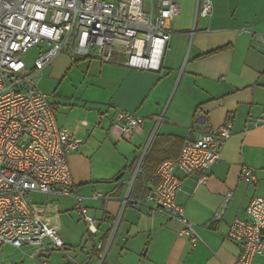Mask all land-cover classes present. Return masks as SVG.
<instances>
[{
	"label": "crops",
	"instance_id": "1",
	"mask_svg": "<svg viewBox=\"0 0 264 264\" xmlns=\"http://www.w3.org/2000/svg\"><path fill=\"white\" fill-rule=\"evenodd\" d=\"M175 1L180 12L171 22L172 36L159 70L64 52L39 80V88L46 82L60 126L82 141L68 154V162L74 194L99 220V231L89 232L96 245L108 243L118 221L105 264H238L241 247L229 237V227L246 217L254 197H264V123L253 124L264 111V0H212L210 16L199 14L202 0ZM120 110L142 116L144 122L124 130L116 121ZM228 121L231 136L204 183L196 174L176 171L182 180L176 201L201 237L193 245L179 221L149 211L145 197L158 177L157 172L153 178L147 174L144 159L151 150L157 158H177L186 138ZM244 167L254 170L257 183L241 178ZM96 192L103 197L93 198ZM126 197L142 204L130 202L122 209ZM63 198L72 199L75 210L77 198ZM33 207L58 228L67 250L72 248L60 233V204ZM222 208L217 221L214 214ZM8 248L21 253L2 259V264H42L52 253L62 254L30 245H6L0 252L6 254ZM98 250L95 246L89 253L87 264L93 257L99 264ZM254 264H264V255Z\"/></svg>",
	"mask_w": 264,
	"mask_h": 264
},
{
	"label": "built area",
	"instance_id": "2",
	"mask_svg": "<svg viewBox=\"0 0 264 264\" xmlns=\"http://www.w3.org/2000/svg\"><path fill=\"white\" fill-rule=\"evenodd\" d=\"M199 14H212V0L198 3ZM175 0H0V249L25 245L60 250L67 254L66 242L57 227L38 213L31 193L77 198L75 210L91 233L99 231V220L75 195L68 154L82 141L60 126L50 95L39 88L43 70L61 53L75 57H96L120 61L135 69L159 70L172 36L171 22L179 14ZM39 47L34 65L24 56ZM116 121L124 130L144 122V117L120 110ZM264 123V111L253 121ZM232 123L209 128L196 138H186L177 158L164 160L157 168L158 182L146 194L149 211H156L183 225L182 234L193 245L201 242L195 224L176 201L185 175H198L204 183L212 166L220 160V149L231 136ZM241 178L257 183L250 167ZM96 192L93 198H102ZM133 206L141 201L123 200ZM224 208L214 219H222ZM115 226V224L113 225ZM118 227L107 244L100 242L102 264ZM229 237L241 247L238 264H254L264 255V197H254L245 218H236ZM46 242L48 244L45 246ZM70 264H83L71 260ZM42 264H49L42 260Z\"/></svg>",
	"mask_w": 264,
	"mask_h": 264
},
{
	"label": "rangeland",
	"instance_id": "3",
	"mask_svg": "<svg viewBox=\"0 0 264 264\" xmlns=\"http://www.w3.org/2000/svg\"><path fill=\"white\" fill-rule=\"evenodd\" d=\"M40 49L39 47H36L29 51L27 54H25L24 59L26 63L29 66L34 65V60L35 58L39 55ZM46 82L43 81V83H40V88L44 92V88ZM29 200L33 204V206L38 205V204H47V203H59L61 209H63V217L64 220L62 221V231L60 232L62 236L67 238L72 246V248L67 250V254L64 253H59V252H54L50 257H48V261L51 264H62V263H69L71 260H75L79 263L87 264V256L89 253H91L98 242L96 236L92 237L90 236V230L85 224L84 219H79V216L77 215L76 210H72V204L75 203L72 199L70 198H63L62 196H54V195H48V194H38V193H31L29 195ZM65 211V209H67ZM118 221H115V226L113 229L116 228V223ZM90 232V233H89ZM113 233V231H112ZM20 251L14 248H8L6 251V254L1 251L0 252V264L1 261L5 258L7 259H14L16 257H19ZM103 255V254H102ZM102 255L99 257V259L102 258ZM107 256V254H106ZM105 256V257H106ZM3 259V260H2ZM97 262V258L93 257L91 262L89 264H95ZM104 263V260L102 262Z\"/></svg>",
	"mask_w": 264,
	"mask_h": 264
},
{
	"label": "trees",
	"instance_id": "4",
	"mask_svg": "<svg viewBox=\"0 0 264 264\" xmlns=\"http://www.w3.org/2000/svg\"><path fill=\"white\" fill-rule=\"evenodd\" d=\"M224 48V47H223ZM223 48H219V49H216V50H214V51H211V52H209V53H206L204 56H207V55H210V54H213V53H216V52H219V51H221ZM166 159H168V158H157V157H155V155H154V153H153V151L151 150L148 154H147V156L145 157V159H144V165H145V167H146V169H148V175L150 176V177H155L156 176V172H157V168H158V166L164 161V160H166ZM170 159V158H169ZM138 178V177H137ZM158 182V181H157ZM98 252H99V254H100V256H101V250H98Z\"/></svg>",
	"mask_w": 264,
	"mask_h": 264
},
{
	"label": "water",
	"instance_id": "5",
	"mask_svg": "<svg viewBox=\"0 0 264 264\" xmlns=\"http://www.w3.org/2000/svg\"><path fill=\"white\" fill-rule=\"evenodd\" d=\"M119 179V177H117V180Z\"/></svg>",
	"mask_w": 264,
	"mask_h": 264
}]
</instances>
